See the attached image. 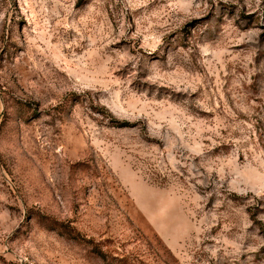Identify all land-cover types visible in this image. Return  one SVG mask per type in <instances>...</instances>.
Returning <instances> with one entry per match:
<instances>
[{
	"label": "rangeland",
	"instance_id": "rangeland-1",
	"mask_svg": "<svg viewBox=\"0 0 264 264\" xmlns=\"http://www.w3.org/2000/svg\"><path fill=\"white\" fill-rule=\"evenodd\" d=\"M0 264H264V0H0Z\"/></svg>",
	"mask_w": 264,
	"mask_h": 264
}]
</instances>
